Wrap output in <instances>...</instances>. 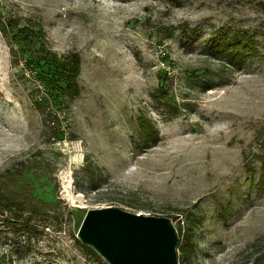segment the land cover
Returning a JSON list of instances; mask_svg holds the SVG:
<instances>
[{
	"label": "rangeland",
	"instance_id": "obj_1",
	"mask_svg": "<svg viewBox=\"0 0 264 264\" xmlns=\"http://www.w3.org/2000/svg\"><path fill=\"white\" fill-rule=\"evenodd\" d=\"M260 2L0 0V185L56 217L25 245L0 212L6 264H108L77 237L107 207L170 219L178 264H264Z\"/></svg>",
	"mask_w": 264,
	"mask_h": 264
},
{
	"label": "water",
	"instance_id": "obj_2",
	"mask_svg": "<svg viewBox=\"0 0 264 264\" xmlns=\"http://www.w3.org/2000/svg\"><path fill=\"white\" fill-rule=\"evenodd\" d=\"M77 237L108 264H178V234L166 217L116 207L93 209Z\"/></svg>",
	"mask_w": 264,
	"mask_h": 264
},
{
	"label": "trees",
	"instance_id": "obj_3",
	"mask_svg": "<svg viewBox=\"0 0 264 264\" xmlns=\"http://www.w3.org/2000/svg\"><path fill=\"white\" fill-rule=\"evenodd\" d=\"M259 5H264L263 3H259ZM0 30L5 34L6 30L2 24V20L0 19ZM23 31H28V28H23ZM41 37L43 36L42 30H39ZM72 64L71 68H69V83L68 88L77 94L78 93V85L76 83V78L79 73L80 68V57L78 54H74L72 59L70 60ZM145 131L148 133L147 136H143L144 138H148L150 140H156L157 133L153 130L152 126L147 123L145 125ZM147 139V140H148ZM0 212L3 215H6L4 218V223L11 226L14 233L26 235V239L24 238V244L29 245L32 243L34 237H37L40 234L41 227H45V225H52L56 221L55 216H49L50 213L41 207L39 208L38 204L33 202H24L16 199L15 197L8 195L6 192L2 190L0 185ZM49 214V215H48ZM48 227V226H47ZM77 244H81V242L77 239ZM82 247L88 250L89 254L96 259L99 260L101 256L95 251L91 250L89 246L85 244H81ZM7 257H0V264H6ZM17 263L23 264L27 263L26 257L23 255H17ZM261 259V258H259ZM33 264H37L34 262Z\"/></svg>",
	"mask_w": 264,
	"mask_h": 264
}]
</instances>
